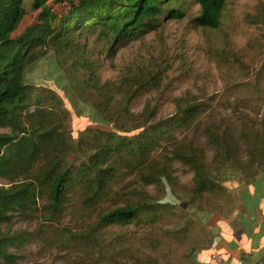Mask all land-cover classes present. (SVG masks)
<instances>
[{
	"label": "rangeland",
	"instance_id": "obj_1",
	"mask_svg": "<svg viewBox=\"0 0 264 264\" xmlns=\"http://www.w3.org/2000/svg\"><path fill=\"white\" fill-rule=\"evenodd\" d=\"M48 4L59 11L67 9L58 0ZM25 7L27 13L14 36L38 22L41 10L32 7V0H26ZM182 9V18L163 20L140 39L118 45L112 46L98 30L86 33L81 41L96 65L100 91L91 89L82 69L68 72L60 82L63 69L57 55L35 63L28 72L27 82L53 89L62 97L57 110L66 116L74 139L72 160L84 158L87 152L79 141L91 134L87 128L115 129L121 124L117 120L136 119L147 105L153 108L152 123L176 119L179 103L202 104L206 110L191 128L175 126L169 139L155 145L149 162L123 161L114 190L102 203L90 206L75 197L57 222L45 221L42 201L37 216L16 215L14 229L32 234L17 264H225L223 252H213L215 238L232 237V248L238 238L233 229H223L222 221L242 229L252 237L251 246L261 248L256 241L264 242L263 185L257 182L254 196L239 200L244 184L214 173L224 192L207 193L194 201L195 173L176 153L203 148L212 169L216 150L208 135L210 127L222 134L229 126L237 136L243 129L264 128V0H229L219 28L196 23L201 13L196 1L190 0ZM135 82L145 87L135 91ZM106 100L111 107L109 119L103 116L109 127L96 121L97 105ZM4 131L8 129H0ZM246 152L245 144V160ZM161 167L167 175L148 183L146 175L158 177ZM145 201L160 206V220L152 226L98 224L107 211ZM258 256L254 254L255 259Z\"/></svg>",
	"mask_w": 264,
	"mask_h": 264
},
{
	"label": "trees",
	"instance_id": "obj_2",
	"mask_svg": "<svg viewBox=\"0 0 264 264\" xmlns=\"http://www.w3.org/2000/svg\"><path fill=\"white\" fill-rule=\"evenodd\" d=\"M58 1L67 9L59 11L48 0H32V7L41 10L38 22L14 36L27 13L26 0H0V129H8L0 132V264H17L32 236L14 229L16 215L33 218L43 209L45 221L57 222L75 197L90 206L102 203L112 194L123 161L140 165L149 162L155 145L169 139L175 126L191 128L198 114L206 110L202 104L179 103L176 119L152 123L153 108L147 105L136 119L117 120L121 124L115 129L87 128L91 134L79 137L80 144L88 147L87 152L84 158L72 160L74 139L66 116L57 110L62 97L53 89L27 82L30 69L57 55L63 69L60 82L66 80L68 72L82 69L91 89L100 91V76L86 56L82 37L98 30L112 46L138 40L157 29L163 20L182 18V6L190 0ZM194 1L201 7L196 23L219 28L229 0ZM135 84V91L145 87ZM97 108L101 114L96 115V121L109 127V101L99 102ZM214 129L208 130L216 150L212 169L203 148L193 146L176 153L195 173L194 201L207 193L224 192L214 173L237 178L244 184L239 189V200L243 195L253 197V185L258 182L264 187V128L243 129L238 136L229 126L222 134ZM136 130L140 132L128 135ZM245 144L246 160L242 158ZM164 175L167 172L161 167L158 177L147 174L146 179L153 183ZM159 213L157 202L130 203L101 214L98 224L152 226L160 220Z\"/></svg>",
	"mask_w": 264,
	"mask_h": 264
},
{
	"label": "crops",
	"instance_id": "obj_3",
	"mask_svg": "<svg viewBox=\"0 0 264 264\" xmlns=\"http://www.w3.org/2000/svg\"><path fill=\"white\" fill-rule=\"evenodd\" d=\"M262 207L264 208V199L261 202ZM223 222V229L225 230V227L228 229H233L235 231V246L232 248L230 240L232 239H226V237L222 235H218L215 238V242L213 244V252H223V257L225 259V264H264V242L263 240L256 241L259 243L258 247H261L259 249H255L251 246L253 240L252 237H249L246 235L242 229H235L225 221ZM260 225L257 224L256 229H258ZM264 238V237H263ZM255 242V243H256ZM254 243V244H255ZM221 250V251H220ZM260 253V256H258L257 259H255L254 254ZM222 258V257H221ZM222 261V259L220 260Z\"/></svg>",
	"mask_w": 264,
	"mask_h": 264
}]
</instances>
